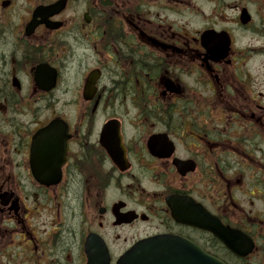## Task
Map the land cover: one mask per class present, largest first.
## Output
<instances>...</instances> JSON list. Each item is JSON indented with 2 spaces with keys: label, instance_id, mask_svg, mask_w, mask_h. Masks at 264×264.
Instances as JSON below:
<instances>
[{
  "label": "flooded vegetation",
  "instance_id": "obj_1",
  "mask_svg": "<svg viewBox=\"0 0 264 264\" xmlns=\"http://www.w3.org/2000/svg\"><path fill=\"white\" fill-rule=\"evenodd\" d=\"M155 235L264 264V0H0V264Z\"/></svg>",
  "mask_w": 264,
  "mask_h": 264
},
{
  "label": "water",
  "instance_id": "obj_2",
  "mask_svg": "<svg viewBox=\"0 0 264 264\" xmlns=\"http://www.w3.org/2000/svg\"><path fill=\"white\" fill-rule=\"evenodd\" d=\"M195 224L199 225L196 220ZM203 226V224H202ZM214 232L219 231L217 224L206 225ZM96 248L87 250L90 264L96 259L92 256ZM104 249V255H105ZM108 260V257L101 258ZM117 264H226L205 253L191 241L172 235L152 236L138 241L119 259Z\"/></svg>",
  "mask_w": 264,
  "mask_h": 264
}]
</instances>
